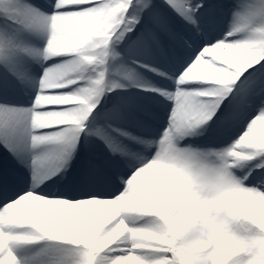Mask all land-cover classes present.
Returning a JSON list of instances; mask_svg holds the SVG:
<instances>
[{
	"label": "snow or ice",
	"instance_id": "6c2138e0",
	"mask_svg": "<svg viewBox=\"0 0 264 264\" xmlns=\"http://www.w3.org/2000/svg\"><path fill=\"white\" fill-rule=\"evenodd\" d=\"M0 264H264V0H0Z\"/></svg>",
	"mask_w": 264,
	"mask_h": 264
},
{
	"label": "bare ground",
	"instance_id": "6f19581e",
	"mask_svg": "<svg viewBox=\"0 0 264 264\" xmlns=\"http://www.w3.org/2000/svg\"><path fill=\"white\" fill-rule=\"evenodd\" d=\"M152 59H155L158 65H162L161 62L159 61V60H160L159 56H157L156 54H155V56H154ZM152 59H149V60L146 61V62H153ZM135 71H136V72H139V73H146V74H148L151 78H154V79H156V80H157V78H158V81L161 82V78H160V77L156 76L155 73H152V72L148 71V70L145 69V68L135 67ZM137 79H138L139 82H144V80H142V79H140V78H137ZM127 93L130 94V96L133 95L136 99L139 98V97H147V98H150V99H153V100H154V94H152V93H146V92H140V91H139L138 89H136V88H132V87L128 88V89H127ZM131 99H132L133 103L136 105V108H139L140 111H143V110H144L143 105H142L141 103H139L138 99H137V101H135L133 98H131ZM144 111H145V110H144ZM149 114H150V112L148 111V115H149ZM152 114H153V113H152ZM154 115L157 116V117L159 118V111L156 110ZM141 126H142V125L139 124L138 128L141 127ZM132 129H135V128L132 127ZM152 131H157V129H152ZM76 163H77V166H79L80 161L77 160Z\"/></svg>",
	"mask_w": 264,
	"mask_h": 264
},
{
	"label": "rangeland",
	"instance_id": "374dc122",
	"mask_svg": "<svg viewBox=\"0 0 264 264\" xmlns=\"http://www.w3.org/2000/svg\"><path fill=\"white\" fill-rule=\"evenodd\" d=\"M135 76L136 78H140L144 81H150V82H153V83H160V81H158V78L157 80L154 79V78H151L148 74L146 73H139V72H136L135 71ZM139 101L142 102V103H146V105L148 106V108H144L143 111H141V113L139 114L140 116L143 117V119H146V115H148V111L150 112L151 110L154 111L153 114L151 115V112L148 116L152 117L154 114H155V111L158 109V108H155L157 107V105L154 103V100L153 99H150V98H147V97H139ZM138 111L140 112V109L137 108ZM159 119V118H158ZM159 126V124H157Z\"/></svg>",
	"mask_w": 264,
	"mask_h": 264
}]
</instances>
